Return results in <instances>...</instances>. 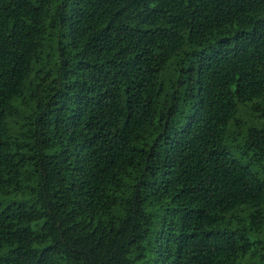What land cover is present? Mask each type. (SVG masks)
<instances>
[{
    "label": "trees",
    "instance_id": "1",
    "mask_svg": "<svg viewBox=\"0 0 264 264\" xmlns=\"http://www.w3.org/2000/svg\"><path fill=\"white\" fill-rule=\"evenodd\" d=\"M0 264H264V0H0Z\"/></svg>",
    "mask_w": 264,
    "mask_h": 264
}]
</instances>
